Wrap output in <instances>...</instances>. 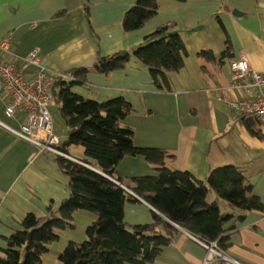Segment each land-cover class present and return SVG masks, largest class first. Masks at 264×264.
<instances>
[{
  "label": "crops",
  "instance_id": "crops-1",
  "mask_svg": "<svg viewBox=\"0 0 264 264\" xmlns=\"http://www.w3.org/2000/svg\"><path fill=\"white\" fill-rule=\"evenodd\" d=\"M136 1L91 0L87 15L84 0H0V62L15 65L32 79L40 69L28 57L39 48L41 64L54 80L62 75L72 78L67 72L71 68H88L87 82L73 87V92L97 102L122 98L129 103L131 112L122 124L134 129L135 146L165 151L168 168L188 171L199 180H206L213 168L238 166L264 205V121L237 116L229 105L243 96L231 87V61L244 55L253 70L264 73V0H156V14L140 29L127 32L123 21ZM163 25L179 34L187 49L184 67L168 73V90H160L150 70L138 61L108 77L94 69L98 50L103 55L129 50ZM201 51H212L216 58H201ZM52 107L57 108V115H52L54 132L63 143L68 128L57 104ZM22 121L5 115L0 82V122L20 129ZM66 150L74 161L86 160L82 147ZM55 158L0 124V249L28 213L47 215L50 205L56 209L68 196L69 177ZM86 165L101 171L95 164ZM116 171L124 181L117 182L130 191L132 177L157 174L144 155L125 156ZM136 195L132 196L139 202L128 201L124 208L127 224L151 223L153 212L165 218ZM206 197L219 203L221 213L234 215L225 225L234 228L227 232L228 244L222 250L241 264H264V209L243 215L212 189L206 190ZM84 211L89 212V226L97 215L88 210L75 211L73 222L74 215ZM174 226L172 242L151 264H202L205 248L187 230Z\"/></svg>",
  "mask_w": 264,
  "mask_h": 264
},
{
  "label": "trees",
  "instance_id": "trees-1",
  "mask_svg": "<svg viewBox=\"0 0 264 264\" xmlns=\"http://www.w3.org/2000/svg\"><path fill=\"white\" fill-rule=\"evenodd\" d=\"M84 1L88 15L91 0ZM157 9L156 0H137L125 15V31L140 29ZM169 29V25L159 27L142 44L129 50L111 55H103L98 50L94 69L108 77L129 62L138 61L150 70L160 90H168V73L182 69L187 55L182 37L169 33ZM198 55L204 59L215 57L212 51H201ZM67 72L72 78L60 76L51 87L68 128V138L58 148L69 155L68 146H80L86 160L83 164L71 157L56 155L59 170L69 177L68 196L58 208L50 205L47 215L28 213L7 238V246L0 249V264H44L49 245L59 240V232L73 226V214L77 210L93 212L97 219L87 227L86 240L70 242L59 254L61 264H151L172 242L177 233L174 224L206 241H217L223 249L228 244H225L227 232L234 228L225 225L234 215L221 213L217 201L208 202L207 189H212L219 200L243 215L264 209L238 166L213 168L206 180H199L188 171L168 168L169 155L165 151L135 146L134 129L122 124L131 112V105L122 98L97 102L79 96L73 87L87 82L89 70L78 67ZM127 155H144L155 166L156 175L132 177L128 187L167 219L153 212L151 223L129 225L125 222L126 203L139 202L113 181L124 182L116 167ZM86 164H95L101 171Z\"/></svg>",
  "mask_w": 264,
  "mask_h": 264
},
{
  "label": "built area",
  "instance_id": "built-area-1",
  "mask_svg": "<svg viewBox=\"0 0 264 264\" xmlns=\"http://www.w3.org/2000/svg\"><path fill=\"white\" fill-rule=\"evenodd\" d=\"M40 54L41 50L34 48L28 57L29 62L40 69L38 75L32 79L26 78L15 65L0 62L1 93L5 103V115L23 119L20 129H14L3 122L0 124L14 136L35 146L39 152L47 151L70 158L58 148L61 140L54 132V119L51 113V106L55 103L51 90L54 79L42 66ZM230 69L231 87L241 90L243 94L240 100L230 101V107L237 116L238 114L252 116L264 121V73L253 70L244 55L231 61ZM190 235L205 248L202 264L213 262L241 264L227 255L218 246L217 241L209 242L191 233Z\"/></svg>",
  "mask_w": 264,
  "mask_h": 264
},
{
  "label": "rangeland",
  "instance_id": "rangeland-1",
  "mask_svg": "<svg viewBox=\"0 0 264 264\" xmlns=\"http://www.w3.org/2000/svg\"><path fill=\"white\" fill-rule=\"evenodd\" d=\"M55 109H51V113L53 115L55 113ZM57 115V114H56ZM59 123H56V129L58 132L59 128L63 127L62 120H59ZM81 213V214H80ZM89 212H78L77 214L74 215V220L73 226L67 228L66 230H63L59 232V240L56 242H53L52 244L49 245L50 251L44 256V264H60L59 262V254L66 248V246L70 243L71 240H74L77 243H82L86 237H87V226L88 222L86 220V214ZM92 222V221H91Z\"/></svg>",
  "mask_w": 264,
  "mask_h": 264
},
{
  "label": "water",
  "instance_id": "water-1",
  "mask_svg": "<svg viewBox=\"0 0 264 264\" xmlns=\"http://www.w3.org/2000/svg\"><path fill=\"white\" fill-rule=\"evenodd\" d=\"M115 183H117L119 186H121L122 188H124L123 187V185H120V183H118L117 181H115V180H113ZM125 189V188H124ZM127 190V192H129L131 195H135V193L134 192H132V191H130V190H128V189H126ZM136 196H138V195H136Z\"/></svg>",
  "mask_w": 264,
  "mask_h": 264
}]
</instances>
